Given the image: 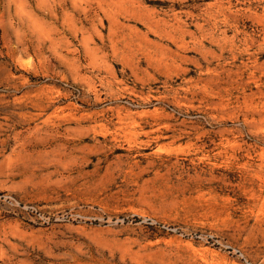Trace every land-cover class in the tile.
<instances>
[{
    "label": "rangeland",
    "instance_id": "obj_1",
    "mask_svg": "<svg viewBox=\"0 0 264 264\" xmlns=\"http://www.w3.org/2000/svg\"><path fill=\"white\" fill-rule=\"evenodd\" d=\"M0 264H264V0H0Z\"/></svg>",
    "mask_w": 264,
    "mask_h": 264
}]
</instances>
